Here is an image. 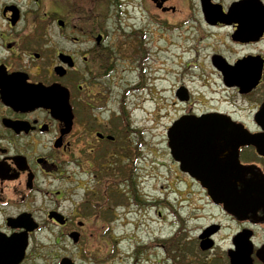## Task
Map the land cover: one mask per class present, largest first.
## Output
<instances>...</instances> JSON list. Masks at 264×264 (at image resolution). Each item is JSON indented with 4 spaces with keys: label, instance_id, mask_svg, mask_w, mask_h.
Returning a JSON list of instances; mask_svg holds the SVG:
<instances>
[{
    "label": "flooded vegetation",
    "instance_id": "flooded-vegetation-1",
    "mask_svg": "<svg viewBox=\"0 0 264 264\" xmlns=\"http://www.w3.org/2000/svg\"><path fill=\"white\" fill-rule=\"evenodd\" d=\"M129 6L148 23L127 30ZM148 25L180 48L166 160L216 208L190 239L208 258L180 261L264 264V0H0V264H88L87 234L107 230L115 187L141 161L121 100L145 87ZM133 65L117 93L111 80ZM41 86L59 115L37 104Z\"/></svg>",
    "mask_w": 264,
    "mask_h": 264
},
{
    "label": "rangeland",
    "instance_id": "rangeland-1",
    "mask_svg": "<svg viewBox=\"0 0 264 264\" xmlns=\"http://www.w3.org/2000/svg\"><path fill=\"white\" fill-rule=\"evenodd\" d=\"M123 18L127 30L131 29L133 23H148L146 13L130 6L129 13L124 14ZM148 28L151 29L146 37L150 52L146 61L149 68L143 80L145 87L129 92L124 98L127 117L132 125L130 129L136 126L144 137L141 161L137 168H131L135 184L138 181L139 185L137 195L127 191L124 181L121 186L117 183L115 192L122 195L128 192L129 195L116 198L113 218L104 233L87 234L85 244L88 252L85 256L89 255L88 264H183L180 257L185 255L193 257V261L208 258V254L194 257L195 247L190 239L199 226L213 220L216 208L207 203L199 187L187 185L179 179L177 171L165 156V127L174 113L170 106L167 114L164 101H171L164 99L169 97L171 86L180 79L171 65L177 59L174 56L180 52V48L178 44L168 46L160 37L164 33L153 28V25H148ZM169 37L166 36V39ZM167 65L173 70L168 68L169 72H162ZM135 69L133 65L131 71L117 73V77L111 80L118 87L117 93H123L125 87L137 80L138 71ZM194 76L195 73L189 74L188 78ZM159 200L168 202L162 205ZM103 218L106 220L107 216ZM170 237L174 238L171 243ZM183 244L186 247H182ZM73 251L78 254L76 248Z\"/></svg>",
    "mask_w": 264,
    "mask_h": 264
},
{
    "label": "water",
    "instance_id": "water-1",
    "mask_svg": "<svg viewBox=\"0 0 264 264\" xmlns=\"http://www.w3.org/2000/svg\"><path fill=\"white\" fill-rule=\"evenodd\" d=\"M54 90V86L52 87H44L41 86L40 88V95L37 96L36 102L37 104H40L42 107L50 109L51 113L59 115L60 114V106L52 104V100L50 102V98H52V91ZM174 150V149H173ZM177 151V150H175ZM205 187L208 189V193L212 198H215L216 195H226V188L222 187L220 185H210V184H205ZM215 201H220L223 202L224 206L228 208L229 206V201L226 200H219L215 199ZM74 240H76V234H74ZM204 242L201 243L202 248H207L210 246V243L206 242V240H203ZM65 261H62L61 264H63ZM67 264V262L65 263ZM69 264H73L72 262L69 261ZM234 264H238L234 261Z\"/></svg>",
    "mask_w": 264,
    "mask_h": 264
},
{
    "label": "trees",
    "instance_id": "trees-1",
    "mask_svg": "<svg viewBox=\"0 0 264 264\" xmlns=\"http://www.w3.org/2000/svg\"><path fill=\"white\" fill-rule=\"evenodd\" d=\"M107 55L108 54H104V57L107 58ZM121 114H122V122H127L128 123L129 122L128 117H127L128 114H127V112H125L123 103L121 104ZM127 126H128V124H127ZM127 181H128V184H129L127 186V191L130 194L137 195L138 185L135 184L134 178L132 177V172L128 175ZM128 192H123V193L129 195ZM125 194H123V195H125ZM123 195L120 193V196H123Z\"/></svg>",
    "mask_w": 264,
    "mask_h": 264
}]
</instances>
